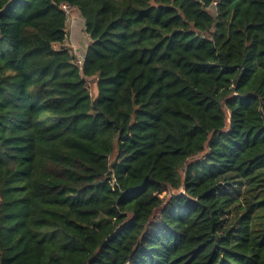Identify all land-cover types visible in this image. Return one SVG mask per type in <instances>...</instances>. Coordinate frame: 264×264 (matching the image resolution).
Instances as JSON below:
<instances>
[{
	"label": "trees",
	"instance_id": "obj_1",
	"mask_svg": "<svg viewBox=\"0 0 264 264\" xmlns=\"http://www.w3.org/2000/svg\"><path fill=\"white\" fill-rule=\"evenodd\" d=\"M0 264H264V0H0Z\"/></svg>",
	"mask_w": 264,
	"mask_h": 264
},
{
	"label": "rangeland",
	"instance_id": "obj_2",
	"mask_svg": "<svg viewBox=\"0 0 264 264\" xmlns=\"http://www.w3.org/2000/svg\"><path fill=\"white\" fill-rule=\"evenodd\" d=\"M75 14H76V11H73L72 15L70 18L67 19L68 21V29H67V32H68V37H67V41H66V46L71 50L72 54L75 55L76 59L78 60L80 58V56L77 54V49H76V41H80L81 38L83 39H86L84 36L86 35H81L80 33H78V38L76 37V34H74V27L76 26L77 24V28L78 30H82L83 33H86L85 32V24L81 21V20H77L75 25H73L74 23V19H75ZM88 38V37H87ZM87 43V45H90L91 44V41L89 42L87 39L85 41ZM77 46H78V43H77ZM88 48L89 46H86L85 48V55L88 51ZM88 87H89V91L91 92V95L93 97H96L97 96V86H96V83L94 81H90L88 83Z\"/></svg>",
	"mask_w": 264,
	"mask_h": 264
},
{
	"label": "crops",
	"instance_id": "obj_3",
	"mask_svg": "<svg viewBox=\"0 0 264 264\" xmlns=\"http://www.w3.org/2000/svg\"><path fill=\"white\" fill-rule=\"evenodd\" d=\"M77 20H81V21L85 24L84 20H83L82 18H80L79 15L76 13V14H75V19L73 20V21H74L73 25H75V23H76ZM76 26H77V24H76ZM76 26L73 28V29H74V34L77 33V34H76V37H77V38L79 37V36H78V33H80L81 35H86V36H84V37L90 42V38H89V36H88L86 33H83L82 30H78V28H77ZM87 37H88V38H87ZM86 39L81 38L80 41H78V42L76 41L77 54L80 56V58H83V57L85 56V53H84L85 48H86V46H89V45H87V43L85 42ZM77 43H78V46H77ZM67 46H68V45H67Z\"/></svg>",
	"mask_w": 264,
	"mask_h": 264
},
{
	"label": "built area",
	"instance_id": "obj_4",
	"mask_svg": "<svg viewBox=\"0 0 264 264\" xmlns=\"http://www.w3.org/2000/svg\"><path fill=\"white\" fill-rule=\"evenodd\" d=\"M61 8L63 10V12L65 13V15L67 16V19L71 17L73 11H75V8L71 5H68V4H62L61 5ZM82 58H79L78 60L76 59V63L78 65H82Z\"/></svg>",
	"mask_w": 264,
	"mask_h": 264
}]
</instances>
